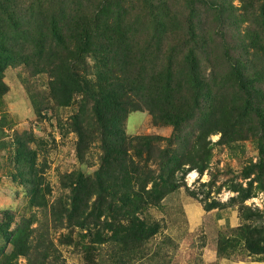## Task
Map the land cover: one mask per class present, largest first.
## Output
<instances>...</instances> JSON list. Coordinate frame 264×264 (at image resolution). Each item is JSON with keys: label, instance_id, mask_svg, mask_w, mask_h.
Returning <instances> with one entry per match:
<instances>
[{"label": "rangeland", "instance_id": "374dc122", "mask_svg": "<svg viewBox=\"0 0 264 264\" xmlns=\"http://www.w3.org/2000/svg\"><path fill=\"white\" fill-rule=\"evenodd\" d=\"M86 1L90 8L97 2ZM127 1L132 7L127 27L138 49L151 48L162 55L179 52L176 84L184 101L196 91L195 85L187 80L189 70L185 62L194 40L188 19H193L195 39L200 42V55L204 57L201 61L206 75L204 92L210 94L208 98H214L219 112L216 124L204 122V114L199 113L177 132L172 124L155 120L147 106L128 113L123 129L129 137L161 136L164 139L157 143L161 149L176 146L178 135L189 140V146L182 145L183 157L189 164L185 163L177 172V181L182 185L145 211L148 221L159 222V231L129 243L113 239L112 232L107 231V240L99 245L95 264H221L222 258H240L247 252L244 240L236 242L233 236L239 226L251 224L253 229L264 233V124L249 111L244 112L239 122L233 121L236 112L232 108L244 95L227 64L228 47L224 43L241 52L239 43L249 24H236L233 17L223 28L217 11L205 7L203 0H165L168 8L164 13L165 37L159 43L152 39L153 26L144 22L145 18L139 21L133 16L140 1ZM229 1L238 8V17L244 14L242 4L249 3ZM255 9L254 4L247 16L251 24L258 25ZM150 60L154 62V56ZM168 63L166 59L164 66ZM94 65V60L88 57L78 65V70L88 69L92 73ZM56 72L57 69L54 72L16 62L0 74V264H88L85 247L91 240L89 229L70 221L64 207H71L76 179L93 175L100 167L101 139L92 101L85 102L84 96L77 93L67 105L56 98L55 95L65 99L55 88ZM74 116L83 120L92 135L82 160L77 154L79 137L73 125ZM26 147L33 151L32 162L42 181L41 196L35 199L19 178L21 165L25 163L20 152ZM250 166L254 170L249 171ZM247 188L251 194L246 198ZM186 199L194 201L200 211L215 210L214 216L226 212L233 217V224L222 225L209 214L202 225L191 224L186 215ZM103 225L91 228L96 232ZM209 250L217 254L216 261L209 259Z\"/></svg>", "mask_w": 264, "mask_h": 264}, {"label": "trees", "instance_id": "16d2710c", "mask_svg": "<svg viewBox=\"0 0 264 264\" xmlns=\"http://www.w3.org/2000/svg\"><path fill=\"white\" fill-rule=\"evenodd\" d=\"M139 1L140 8L133 16L139 21L145 18L144 22L153 26L152 39L163 42L164 13L168 10L165 0ZM248 1L241 6L244 9L241 17L236 15L238 8L229 0H203V5L217 11L223 28L233 17L236 24H249L239 43L241 52L224 43L228 47L227 64L244 95L232 108L236 112L233 121L239 122L244 112L249 111L264 124V88L261 87L264 86V0ZM127 2L97 0L90 8L86 0H0V74L16 62L54 72L57 69L55 88L65 97L55 95L58 100H64L67 105L77 93L84 96L85 102L92 101L98 139H101V165L94 176L81 175L76 179L73 189L77 193L69 203L71 207H64L70 221L89 229L91 240L85 247L88 264H95L99 245L107 240V231L112 232L113 239L125 243L156 234L160 224L156 220L148 221L145 211L182 185L177 181V172L182 165L189 164L182 150V145L189 146V140L178 135L176 146L161 149L157 146L164 139L161 136L129 137L123 129L128 113L147 106L155 120L172 124L177 132L199 113L204 114V122L216 124L219 112L214 98H208L210 94L204 92L206 75L201 65L204 57L200 55V42L195 39L193 19H188L194 40L185 62L189 70L187 80L195 85L196 91L184 101L176 84L179 52L162 55L159 50L138 49L127 27L132 8ZM254 4L258 25L251 24L247 16ZM153 56L154 62L150 60ZM88 57L95 62L94 71L80 72L78 65ZM166 59L169 65L164 66ZM146 63L151 64L147 67ZM73 125L79 137L77 154L82 160L92 135L79 116H74ZM20 153L25 163L20 167L19 178L35 199L41 196L42 181L32 162L33 151L26 147ZM250 170H254L253 166ZM250 194L251 190L245 189L244 196ZM101 224L104 225L96 232L92 230L91 226ZM236 232L234 239L244 240L246 252L264 254L263 232L253 229L251 224L240 225Z\"/></svg>", "mask_w": 264, "mask_h": 264}, {"label": "crops", "instance_id": "0c3cea01", "mask_svg": "<svg viewBox=\"0 0 264 264\" xmlns=\"http://www.w3.org/2000/svg\"><path fill=\"white\" fill-rule=\"evenodd\" d=\"M185 205H186V215L188 217V220L190 221L191 224L194 225H202V221L204 220V217L209 214L212 215L214 218L218 219L222 225H232L233 224V217H228L226 212H219L218 215L214 216V211H206V210H199V207L197 208V204L194 203V201L190 199L185 200ZM195 209V210H194ZM195 212V213H194ZM221 225V226H222ZM210 255V260L211 261H216L218 259L217 254L214 252L212 253L211 250L208 252ZM221 264H264V254H250V253H245L244 256L237 258L235 260L228 259V258H222L219 260Z\"/></svg>", "mask_w": 264, "mask_h": 264}]
</instances>
